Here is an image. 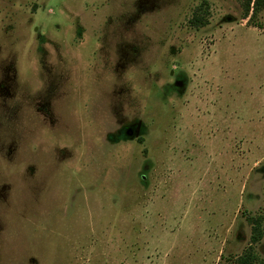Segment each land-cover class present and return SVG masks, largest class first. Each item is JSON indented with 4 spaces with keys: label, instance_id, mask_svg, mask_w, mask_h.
<instances>
[{
    "label": "rangeland",
    "instance_id": "obj_1",
    "mask_svg": "<svg viewBox=\"0 0 264 264\" xmlns=\"http://www.w3.org/2000/svg\"><path fill=\"white\" fill-rule=\"evenodd\" d=\"M249 248L264 264V8L0 0V264Z\"/></svg>",
    "mask_w": 264,
    "mask_h": 264
},
{
    "label": "trees",
    "instance_id": "obj_2",
    "mask_svg": "<svg viewBox=\"0 0 264 264\" xmlns=\"http://www.w3.org/2000/svg\"><path fill=\"white\" fill-rule=\"evenodd\" d=\"M244 5V18L251 20L252 16L255 15L258 11L264 8V0H243ZM192 25L194 27H199L204 23L201 22V19L196 14L193 15ZM251 223L252 235L250 237L251 243L257 242L262 236V230L260 229V218L259 217H250L248 218ZM256 256L252 253L251 248L247 249L245 253L241 254L235 259L233 264H254L256 261Z\"/></svg>",
    "mask_w": 264,
    "mask_h": 264
}]
</instances>
